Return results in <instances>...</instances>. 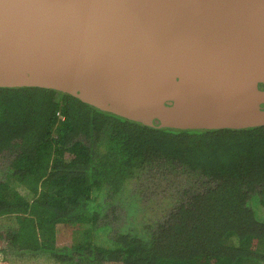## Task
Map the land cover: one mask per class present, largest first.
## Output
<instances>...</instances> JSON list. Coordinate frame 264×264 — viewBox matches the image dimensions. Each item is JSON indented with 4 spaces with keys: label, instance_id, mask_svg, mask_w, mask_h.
<instances>
[{
    "label": "trees",
    "instance_id": "16d2710c",
    "mask_svg": "<svg viewBox=\"0 0 264 264\" xmlns=\"http://www.w3.org/2000/svg\"><path fill=\"white\" fill-rule=\"evenodd\" d=\"M48 262L264 264V127L156 129L0 88V264Z\"/></svg>",
    "mask_w": 264,
    "mask_h": 264
},
{
    "label": "water",
    "instance_id": "95a60500",
    "mask_svg": "<svg viewBox=\"0 0 264 264\" xmlns=\"http://www.w3.org/2000/svg\"><path fill=\"white\" fill-rule=\"evenodd\" d=\"M0 88L156 129L264 127V0H0Z\"/></svg>",
    "mask_w": 264,
    "mask_h": 264
},
{
    "label": "rangeland",
    "instance_id": "374dc122",
    "mask_svg": "<svg viewBox=\"0 0 264 264\" xmlns=\"http://www.w3.org/2000/svg\"><path fill=\"white\" fill-rule=\"evenodd\" d=\"M125 220V218L123 219V221ZM127 221H125L124 223H126ZM120 223H123V222H120ZM76 234L75 233H70V234H67L66 236H62L61 238V243L64 244H67V245H72L73 244V241H74V238H75ZM61 245V246H63Z\"/></svg>",
    "mask_w": 264,
    "mask_h": 264
},
{
    "label": "crops",
    "instance_id": "0c3cea01",
    "mask_svg": "<svg viewBox=\"0 0 264 264\" xmlns=\"http://www.w3.org/2000/svg\"><path fill=\"white\" fill-rule=\"evenodd\" d=\"M49 263V262H48ZM49 264H51V263H49Z\"/></svg>",
    "mask_w": 264,
    "mask_h": 264
}]
</instances>
